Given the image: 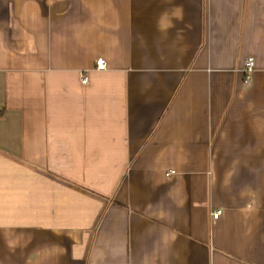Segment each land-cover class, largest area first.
Masks as SVG:
<instances>
[{"label": "crops", "instance_id": "obj_1", "mask_svg": "<svg viewBox=\"0 0 264 264\" xmlns=\"http://www.w3.org/2000/svg\"><path fill=\"white\" fill-rule=\"evenodd\" d=\"M0 264H264V0H0Z\"/></svg>", "mask_w": 264, "mask_h": 264}, {"label": "built area", "instance_id": "obj_2", "mask_svg": "<svg viewBox=\"0 0 264 264\" xmlns=\"http://www.w3.org/2000/svg\"><path fill=\"white\" fill-rule=\"evenodd\" d=\"M255 66H256L255 65V59L254 58H248L246 63H245L244 69H243L246 82H251L252 81L253 74L255 72ZM96 68H97V70H100V71L106 70L107 69V63H106L105 59L99 58L96 61ZM82 82H83V84H87L88 83V78L87 77H83ZM220 216H221V212L220 211H217V212L213 213V219L214 220L218 219Z\"/></svg>", "mask_w": 264, "mask_h": 264}]
</instances>
